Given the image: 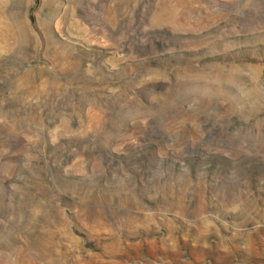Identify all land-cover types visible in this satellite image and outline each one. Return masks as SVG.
I'll list each match as a JSON object with an SVG mask.
<instances>
[{
    "label": "rangeland",
    "instance_id": "obj_1",
    "mask_svg": "<svg viewBox=\"0 0 264 264\" xmlns=\"http://www.w3.org/2000/svg\"><path fill=\"white\" fill-rule=\"evenodd\" d=\"M0 264H264V0H0Z\"/></svg>",
    "mask_w": 264,
    "mask_h": 264
}]
</instances>
